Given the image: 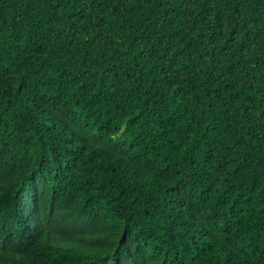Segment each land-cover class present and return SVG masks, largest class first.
Segmentation results:
<instances>
[{
  "label": "trees",
  "instance_id": "obj_1",
  "mask_svg": "<svg viewBox=\"0 0 264 264\" xmlns=\"http://www.w3.org/2000/svg\"><path fill=\"white\" fill-rule=\"evenodd\" d=\"M0 264H264V0H0Z\"/></svg>",
  "mask_w": 264,
  "mask_h": 264
}]
</instances>
